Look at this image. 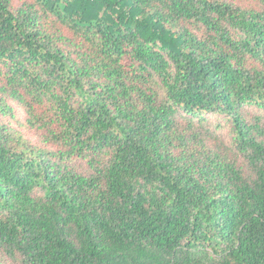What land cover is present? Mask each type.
<instances>
[{
  "label": "trees",
  "instance_id": "1",
  "mask_svg": "<svg viewBox=\"0 0 264 264\" xmlns=\"http://www.w3.org/2000/svg\"><path fill=\"white\" fill-rule=\"evenodd\" d=\"M0 264H264V0H0Z\"/></svg>",
  "mask_w": 264,
  "mask_h": 264
},
{
  "label": "rangeland",
  "instance_id": "2",
  "mask_svg": "<svg viewBox=\"0 0 264 264\" xmlns=\"http://www.w3.org/2000/svg\"><path fill=\"white\" fill-rule=\"evenodd\" d=\"M15 1H17V0H15ZM251 111H252V110H251ZM252 112H253V111H252ZM20 117H22L21 114H20Z\"/></svg>",
  "mask_w": 264,
  "mask_h": 264
}]
</instances>
